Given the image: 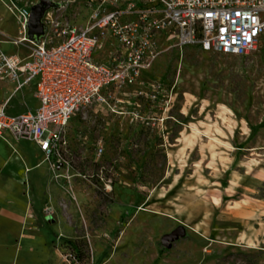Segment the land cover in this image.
Masks as SVG:
<instances>
[{
  "label": "rangeland",
  "instance_id": "obj_1",
  "mask_svg": "<svg viewBox=\"0 0 264 264\" xmlns=\"http://www.w3.org/2000/svg\"><path fill=\"white\" fill-rule=\"evenodd\" d=\"M140 90L80 106L58 166L26 179L15 264H264V36L240 54L163 41Z\"/></svg>",
  "mask_w": 264,
  "mask_h": 264
},
{
  "label": "built area",
  "instance_id": "obj_2",
  "mask_svg": "<svg viewBox=\"0 0 264 264\" xmlns=\"http://www.w3.org/2000/svg\"><path fill=\"white\" fill-rule=\"evenodd\" d=\"M3 1L19 23L12 42L26 52L0 44V79L15 89L34 85L39 104L18 114L4 104L0 131L33 140L53 168L76 110L107 102L112 91L139 95L163 41L240 54L264 36V0H48L40 33L30 30L29 17L41 0ZM66 5L80 8L79 19L53 16L52 7Z\"/></svg>",
  "mask_w": 264,
  "mask_h": 264
},
{
  "label": "crops",
  "instance_id": "obj_3",
  "mask_svg": "<svg viewBox=\"0 0 264 264\" xmlns=\"http://www.w3.org/2000/svg\"><path fill=\"white\" fill-rule=\"evenodd\" d=\"M13 19L17 21L16 33L8 29L9 22ZM18 34L17 17L0 0V44L10 51L25 54L26 48L23 45L12 42ZM4 104L5 111L9 114L35 109L39 104L35 86L15 89L14 83L0 79V108ZM26 143L36 155L26 147ZM45 160L48 159L33 140L17 138L8 130L0 131V263L15 264L18 254L32 248L34 241L31 238L32 228L28 226L30 218L27 214L32 205L18 197L25 196L26 179L31 190L39 176H46ZM28 166L34 168L27 171Z\"/></svg>",
  "mask_w": 264,
  "mask_h": 264
},
{
  "label": "water",
  "instance_id": "obj_4",
  "mask_svg": "<svg viewBox=\"0 0 264 264\" xmlns=\"http://www.w3.org/2000/svg\"><path fill=\"white\" fill-rule=\"evenodd\" d=\"M51 2L48 0H41L40 2L34 4L31 7V12H30V17H29V25H30V30L34 32H41L42 28V22L41 18L44 14V11L46 8L50 6ZM49 217L47 216V219ZM177 234V231H173L171 234L165 235L163 237V243L164 245H169L170 244V239L174 238Z\"/></svg>",
  "mask_w": 264,
  "mask_h": 264
},
{
  "label": "bare ground",
  "instance_id": "obj_5",
  "mask_svg": "<svg viewBox=\"0 0 264 264\" xmlns=\"http://www.w3.org/2000/svg\"><path fill=\"white\" fill-rule=\"evenodd\" d=\"M38 165H40V163H39ZM38 165H37V166H38ZM33 168H34V167H30V166H28V167H27V171H30V170H32Z\"/></svg>",
  "mask_w": 264,
  "mask_h": 264
}]
</instances>
